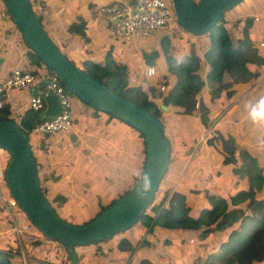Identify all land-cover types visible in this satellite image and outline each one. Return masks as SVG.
<instances>
[{
  "label": "crops",
  "instance_id": "crops-1",
  "mask_svg": "<svg viewBox=\"0 0 264 264\" xmlns=\"http://www.w3.org/2000/svg\"><path fill=\"white\" fill-rule=\"evenodd\" d=\"M48 1L51 2V0ZM107 1L108 0H52V25H55L52 30L47 28L46 24H44L46 17L43 12L39 11L38 13L41 15V22L50 38L57 44H59L57 39L61 40L63 45L59 46L60 50L65 52L63 50L65 47L71 54L77 55V60H79L77 62H83L86 59L94 61L93 58H95L97 62H102L107 54H109L108 50H110L111 53L113 40H132L130 38L112 37L104 18L96 13V7ZM34 7H36V5H34ZM240 15L251 18L247 30L249 33L248 42L253 40L256 42L257 49L253 47L252 52L254 57L256 59L258 58L260 62L258 63L257 59L256 63H250V59L248 56L246 57L247 49L243 47L241 54L247 58L245 64L247 69L252 70L251 75L249 76L241 72L238 74V79L232 81L231 76L226 72L223 77L222 92L217 95V97L210 98L208 96L204 97V95L201 96L205 110H207V115H213L214 111L216 112L223 107L213 118V129L230 135L233 134L232 129L237 130V126H239V129L243 132H250L252 129L250 124H246L242 127L238 123L240 121L251 123V120L248 118L249 109L252 106L258 105L259 101L264 99V0H259V2L255 3L252 7L249 5L248 9L243 8V10L240 11L234 7L224 14V19L227 22L226 27L232 34L231 46L233 47L237 45L238 38H241L242 35L239 34L238 28L235 26L234 22L230 20ZM1 16H3V13H0V83L9 76L11 68L14 65H18L21 69L30 72L32 70L34 74L33 80L24 87H10L0 91L2 103L0 114L18 123L23 113L29 110L27 105L28 95L34 87L42 82L44 76L42 71L44 69L41 64L33 62L30 58L28 63L25 62L24 51H22L21 45H19L17 41V34L13 28L14 22L6 17L1 19ZM251 16H253V18ZM245 17L242 18V23L244 25L246 24L244 22ZM80 19L84 21V40L81 41V35H79L78 32L68 29L69 23L72 21L77 22ZM89 29L94 31L93 35L88 36L87 32ZM208 46L209 42L206 38L204 50ZM204 50H202L201 55ZM82 51L84 55L80 54ZM25 53L27 54L26 51ZM248 63L250 64L248 65ZM146 66L148 65L145 64V70ZM254 67H256V69L253 72ZM144 76H147L146 72ZM201 78H204V72ZM205 86L206 89L204 91L208 88L207 84H205ZM71 101L73 104L77 103L76 100L72 98ZM195 108H198L197 113H200L201 108L197 107L195 101L188 109L184 112L182 111L183 113L181 115L187 117L191 110L195 112ZM104 121L103 119V122ZM73 124L74 121L69 130H67L68 132H70ZM115 125L116 128L112 133L105 132L104 135L101 133L91 134L85 130L82 133L84 142L80 145L79 150H77V148L75 150L77 159L73 162L72 172L69 171L66 174V191L69 190L70 182L74 180L76 188L85 196V198L82 199L85 201V204L82 206L94 205L92 210L84 215H93L98 209L97 202L113 199L120 191L130 187L134 182V176L140 169L139 164L142 154L141 150L138 149L136 145L137 134L128 135L131 129L130 127H121L119 123H115ZM125 136H127L128 139ZM261 137L264 138V133ZM242 149L248 152L245 148ZM249 154L253 156L252 154H257V152ZM138 155H140V157ZM253 157H255L258 166L264 168L261 164L262 162H258L259 157L256 158L257 156L255 155ZM185 160L186 159L182 161L180 159L172 162V164L170 162V164L168 163L169 165H167L168 170L170 168L168 179H170L171 182L176 181L173 187L179 188V191L183 193L184 196L186 190L183 188V184H180V179H182L181 177L188 167V162L186 163ZM217 175L218 174H216V179ZM233 176V179H236L238 175L233 174ZM218 183V181H214L216 186H218ZM198 184L199 183L196 185ZM82 187L85 189L81 190ZM167 187H169V185H160L161 189ZM187 195L188 194H186V196ZM0 196L5 199L7 198L1 193ZM101 196H105L104 199L101 198ZM90 201H93V203ZM241 208L243 207L241 206ZM244 213L249 214V211L245 209ZM189 214L194 215L191 213ZM239 223L240 221L238 224ZM242 224L243 223L240 224V227ZM232 225L226 230L210 229L203 237L196 239L192 235V230L190 229L187 230L183 228L181 230H175L163 228L161 226L149 227L143 224H136L129 227L127 232L121 236L128 240L125 252L115 249L116 242H113L111 245L108 244L107 246L105 243L100 244L103 252L101 251L96 261H92L89 252L90 249L93 248V245H77L76 252L78 254V260L76 264H203L209 253H223L224 256L228 254L220 248V244L226 240L231 229L238 230L236 225ZM2 228L3 229L0 230V235L3 233L9 235L7 234L10 233L8 231L9 229H4L3 225ZM15 228L16 236L10 233L8 242L0 241V249L8 253L10 260L16 262L17 260L25 261L24 258L26 255L28 256V264H33L35 261H38L37 264H62V258L65 253L63 248H56L55 242H52L53 263L46 260L44 261L47 263L42 262V258H40L41 254L37 251V248H41L43 244H38L37 247L27 245L26 243L21 244L18 240V237L20 238L21 236L19 234L20 231L17 226H15ZM135 242L136 244H134ZM189 242H195L193 249L188 246ZM21 245H23V247ZM45 245V248L50 247L47 243ZM17 249L18 252H16ZM141 260H144V262L141 263ZM209 261L218 264L225 260L224 258H209Z\"/></svg>",
  "mask_w": 264,
  "mask_h": 264
},
{
  "label": "rangeland",
  "instance_id": "rangeland-1",
  "mask_svg": "<svg viewBox=\"0 0 264 264\" xmlns=\"http://www.w3.org/2000/svg\"><path fill=\"white\" fill-rule=\"evenodd\" d=\"M31 1L34 5H36L37 12H43L46 17V20L43 19L44 24H46L47 28L52 30V28H54L55 26L52 25V0L51 2L48 0ZM257 2H259V0H238L223 13H227L234 7L239 11L243 10V8L248 9L249 5L252 7ZM3 6L0 5V12L3 13L4 17L9 18V15L7 14ZM243 17H245V15H240L239 17L232 18L230 20L231 22H234L235 26L238 28L239 34L241 35L247 32L246 30H248L249 27L248 23L245 25L242 23ZM251 17L253 18V16ZM41 24L43 26L42 22ZM13 28L17 34V41L19 42V45H21L22 51H24V58L26 60L25 62L28 63L31 56L25 53V51L27 52L28 49L27 44L21 39L22 36L20 35L19 30H17L15 23ZM87 33L88 36H90L93 35L94 31L92 29H89ZM79 35L81 34L79 33ZM162 35L168 36L167 51L171 54V56L175 57L176 60L183 54L187 55L190 53H196L198 56H202L201 52L202 50H204V44L206 42L205 33L195 34L184 29L182 33L159 30L154 35L149 37H137L132 40H113V44L111 45V53L110 50H108L109 54H107V59L111 60L112 66L116 64H122L126 69L125 81L128 86L138 85L140 90L146 92V94H148L153 100H156L159 103L160 93L163 92L166 85L169 84V81L167 79H164L163 75L166 69L165 63L162 59L163 54L160 46V39ZM83 38V35H81L80 41L84 40ZM57 42L60 44L59 45L55 42L58 48L59 46L63 45L60 39H57ZM253 47L257 49V44L254 40L249 42L248 47L245 48L247 49L246 57L248 56L251 61L250 63L257 62V59L254 57L252 52ZM63 50L65 52H63L62 50L61 51L65 54V56L69 60H71L77 67L79 66L81 67V69H86L83 62H77L79 61L77 60V55L71 54L70 51L65 47L63 48ZM153 50L157 52L155 53L156 56L152 58L150 63V65L154 67V73L150 76H144L145 63L143 54L146 53V56H148ZM80 54L84 55V52L82 51L80 52ZM93 59L97 62L95 58ZM250 63H248V65ZM206 69L207 62L202 60L199 67L197 68V72H199V75L202 76L203 72L205 73ZM255 69L256 67L253 68V72L255 71ZM221 87H223V84ZM151 88H153V90H151ZM205 89L206 86L204 85L200 95H204V97H207L209 95H207V90L204 91ZM135 95L137 96V94ZM71 97L76 98L75 96ZM74 106V112L77 111L79 115L77 122H74L70 132H57L50 136H40L37 134L33 135L28 133L26 136L28 137V144L35 161L36 173L42 193L48 199L50 205H53V207L57 210L58 215L64 216L67 219L69 218V216H67L69 214L79 215V217L73 216L74 218H77V220L72 221L76 222L80 221L83 218H80V216L90 212L94 207L93 204L87 205L86 207L82 206L85 204V201L82 200L85 198V196L80 193L78 188H76L74 180L70 182L69 190L66 191V174L69 171L72 172L73 162L77 159L75 150L76 148L77 150H79L80 145L84 142V136L82 135V133L85 131V129H87L86 126L88 125L89 128H91V125L94 126V128L91 130L99 132L102 135H104L105 132L112 133V131L116 128L115 123H119V126L121 127H130L131 129L129 130L128 135L137 134V131L125 122L117 119H110L104 124L103 119L105 120L106 115L102 113L93 114L91 112L92 108L85 103L77 102L74 104ZM222 108L216 112L214 111L213 115L208 114L206 116L208 120V125L206 126L202 125L199 121V113H197L198 108H195V112H192L191 110L189 116L186 115L187 117H183L181 115L183 113L181 110L182 108L172 106L167 107L166 109H160V112L157 116L163 126V135L170 141V144L172 145L173 151L170 153L171 157H174V155L177 156L179 153L186 155V158L184 159H186V163L188 162V167L183 173L181 177L182 179H180V184H183V188H185L186 194H188L187 196L185 194V203L189 206V213L194 214L192 215L193 217L197 216L199 210L203 206H206L208 208L211 207L210 201H208V199L206 198L207 194H213L216 197L225 194L226 197H228L230 195V189L236 190V188L238 187L240 189H245V187H247L246 181L244 179H238V181L233 180L232 182H230V180L234 178L233 174H231L233 166L239 164L241 161L240 153L241 150H244L242 148H245L249 153L257 152V154L252 155L257 156L256 158L259 157L258 162H262L261 164L264 166V138L261 137V135L264 133V123L254 124L252 121H250L251 123L240 121L238 124H240L242 127L246 124H250V126H252V129L249 133L241 131L239 129V126H237V130L232 129L233 134L231 135L224 132L221 133L220 131L213 129V118L220 112V110H222ZM80 125H82L84 129H81ZM70 134H72V138H70ZM221 135L223 138L221 137ZM125 137L128 139L127 136ZM139 141L140 139H137L136 145L137 148L141 150L142 144ZM223 145H231L233 147V150L235 152H233L235 154V162L223 161V157L225 155ZM3 154L6 153L2 152V149H0V157H2ZM141 154H143L142 151ZM138 156L140 157V155ZM260 168L262 169V167ZM169 170L167 168V171H165L161 179V184L166 186L169 185V189H171L176 181L171 182L170 179H168ZM216 174H218L217 179ZM214 181H218L220 184L218 183V186H216V184H214ZM197 183L199 184L196 185ZM226 185L228 186L226 187ZM96 188L100 189L99 187ZM84 189V187L81 188V190ZM162 191L163 189L160 188L157 193L156 200H159L161 198ZM56 192H60L61 194L66 196L67 199L64 201H53L52 197ZM258 192V196H264V184L262 190H259ZM0 193L8 198H6V200L5 198L0 196V207L3 208L2 211L0 209V230L3 229V225L4 229H9L8 231L12 235L16 236L15 226H17L20 231L19 234L21 235L20 238L18 237V240L21 244L26 243L27 245L37 247L38 244L42 243L44 247L41 246V248H45V244L47 243L48 246H50L52 242L47 240L42 232L32 225L25 213L19 208L16 203L13 202V199L8 193L3 178L0 180ZM104 197L105 196H101V198L103 199ZM106 201L107 200L101 202L105 203ZM90 202L93 203V201ZM245 202L246 200L241 201L237 206L240 208L242 206L245 210ZM256 217L258 219H262L263 222V217L260 214H257ZM239 220L240 218L233 224L236 225V228H238V230L247 229V231H249L250 229L257 228V231L261 232L263 228L262 223L257 226L256 222H254V220L250 218H242L244 227L241 228L240 224L242 222L240 221L241 223L238 224ZM184 229L188 230L190 228ZM127 230L128 229H125L113 234L109 239L100 242V244L105 243L106 246L108 244H113V242H116L117 238L125 234ZM10 233H7L9 235H6L4 233L1 234L2 236L0 235V241L8 242ZM192 235L194 236V238H196V233L194 230H192ZM136 242L134 244H136ZM21 246L23 247V245ZM76 246L77 245H75V248ZM188 246L193 249L195 246V242H189ZM16 252H18V249ZM39 253L41 254L40 258H42V262H45L43 260L44 255L43 252L41 253V249H39ZM27 257L28 256L25 255V261L17 260V263L28 264ZM35 263L37 264L38 261H35L33 264ZM254 264H264V259Z\"/></svg>",
  "mask_w": 264,
  "mask_h": 264
},
{
  "label": "trees",
  "instance_id": "trees-1",
  "mask_svg": "<svg viewBox=\"0 0 264 264\" xmlns=\"http://www.w3.org/2000/svg\"><path fill=\"white\" fill-rule=\"evenodd\" d=\"M28 3L31 7L32 12L35 14L36 18L41 23V15L37 12L36 7H34L31 0H28ZM0 5L3 6L2 0H0ZM250 19L251 18L249 17H245L244 22L247 24L249 23ZM226 26H227V22L224 19L223 13H221L217 18L216 22L205 33L206 38L209 42V46L203 51L202 56H198L196 53H190L187 55L183 54L176 60V58L171 56V54L167 51L168 36L162 35L160 39V46L163 54L162 59L165 63V69H166L163 75H164V79H167L169 81V84L166 85L165 90L160 93V97H159L160 103L164 104L167 107H172V106L181 107L182 111L184 112L186 109H188L191 106V104L193 105L196 101L197 107L201 108V111L199 113V121L204 126L208 125V120L206 118L207 110H205V106L203 104L202 97L200 95L204 85L207 84L208 86L207 89V95H209L208 97L215 98L217 97V95H219L222 92L221 85L223 82L224 74L226 72L229 73L232 81H236L238 79V74H240L241 72L249 76L252 73V70L247 69L246 67L245 62L247 58L241 54L242 48L243 47L246 48L249 45L248 31L246 30L247 32L243 33L241 38H238L237 45L233 47L231 46L232 34L227 30ZM83 28H84V21H82L81 19L78 20L77 22L72 21L71 23L68 24V29L70 31L74 30L76 32H79L81 35H84ZM27 47H28L27 54L31 56L30 60H32L35 63H40L43 66V69L45 70L46 73H51L52 70L46 67L43 63H41L38 56L31 48H29L28 44ZM155 53H157L155 50H153L148 56H146V53H144L143 54L144 63L149 65L151 63L152 58L156 56ZM202 60L207 62V69L204 73V78H201L199 72H197V68L199 67ZM259 62L260 61L258 59V63ZM83 64L85 65V68L87 70L84 68H82V70L87 74H89L91 77L102 82L117 94L134 101L135 103L142 106L146 111H148L155 117L158 116L160 112V107H159L160 103L153 100L148 94H146V92L140 90L138 85H129V86L127 85L125 81L126 69L122 64L115 63L116 65L112 66V62L111 60L107 59V56L104 58L102 62H95L93 60L86 59L83 61ZM79 68L81 69V67ZM31 72L33 71L31 70ZM151 90H153V88H151ZM135 94H137V96ZM71 96L74 97V95L72 94ZM72 99L76 100V102L78 103H84L79 99L78 100L76 98H72ZM91 108H92L91 112L93 114L102 113L106 115L104 123H106L110 119H117L128 124L126 121L117 118L113 114L106 113L94 107ZM74 109L75 106L72 103L71 110L73 111V121L77 122L79 113L77 111L74 112ZM41 118H43L42 112H37L29 108L28 111L23 113L18 123L14 121L12 122L16 124V126L21 130L22 133L27 135L32 121L34 119H41ZM0 119L9 120L8 117L2 114H0ZM86 127L87 129L85 130H87L91 134L99 133L91 130L94 128V126L92 125L91 128H89L88 125ZM80 128L84 129L82 125H80ZM162 130H163V126H162ZM136 131H137V139H140L139 142L142 144L141 151L143 154L139 164L140 169L137 172V174L134 176L135 177L134 181L139 175L144 159V141L141 133L138 130ZM40 136H45V135H40ZM168 144H169L168 163L180 159L184 160V158H186V155L182 153H179L177 156L174 155V157H171L170 153L173 151V149L169 140H168ZM223 150L225 151L223 161L235 162L233 147L231 145H223ZM5 153L6 154H3L2 156L3 163H5L8 160L7 151H5ZM240 155H241L240 163L233 166L232 168V174L238 176L236 177V179H231L230 182H232L233 180L238 181V179L239 180L244 179L247 184V187H245V189L242 188L240 189L239 187L236 188V190L230 189L231 191H230V195L228 196V199L225 194H224L225 196L221 195L217 197L213 194H207L206 198L208 199V201H210L211 207L208 208L206 206H203L199 210L197 216L193 217L188 213L189 206L185 203V196L183 193L179 191V188L176 187H172L171 189H169V187L163 188L161 198L159 200H156L157 193L160 189L161 179L163 177L162 176L160 178V181L157 185V188L153 194L151 201L147 204V206L144 208V210L139 215V217L137 218V220L134 222L133 225L143 224L149 227L161 226L163 228H171L175 230L190 228L195 231L196 239H199V237H203L205 233L210 229L226 230L239 218H240L239 221L241 222H242V218H250L253 219L254 222H256L257 226H259L262 223L263 228L261 232L257 231V228L250 229L249 231H247V229H245L246 231L243 229L241 230L231 229L228 233L226 240L224 242H221L220 244V248L226 251L228 254L224 256L223 253L222 254L209 253L206 256L205 263L203 264H214L209 261V258H218V259L224 258L225 261L218 264H253L262 261L264 259V196L262 195L258 196L259 193L258 191L262 190L264 184L263 183L264 168L261 169L258 166L255 157L250 156V154L245 150L241 151ZM31 158L35 165V161L32 154H31ZM227 186L228 185H226V187ZM128 188L123 189L117 194L115 198L110 199L105 203L97 202L98 209L95 211L93 215H85V217L84 215H82L80 216V218L81 217L83 218L80 221H76V222L72 221V220H77V218H74L73 216L79 217V215L69 214L67 215L69 216V218L67 219L64 216L58 215L57 210L53 207V205L50 206L60 219L72 224H83L91 220L93 216L97 214L100 210H102L105 206L109 205L116 198H118L123 193H125L128 190ZM244 200H246L244 205L246 206V209L250 212V214H245L243 208L237 206L239 202ZM0 209L2 211L3 208L0 207ZM257 214H260L263 217V222L262 219H258L256 217ZM242 227H244V224L241 225V228ZM46 239L49 240L50 242H55L56 248L61 247L64 249L62 244H60L56 240L51 239L49 237H46ZM102 241L104 240L94 241L84 244V246L93 245V248L90 249L89 252L90 257H92L91 259L92 261H96L98 259V255L102 251V247L100 246V242ZM127 242L128 240H126L124 237L117 238L115 249L121 252H125L127 249ZM39 249L41 248H37L38 252ZM72 249L75 254L74 264H76L78 260V256H77L78 254L76 252L75 246H73ZM41 252H43L44 255L43 260H46L48 262L53 261L52 244H50L49 248L41 249ZM68 260H69V254L65 250V253L62 258V264H67ZM142 262H144V260H141V263ZM0 264H18V263L16 261L10 260L8 253L0 249Z\"/></svg>",
  "mask_w": 264,
  "mask_h": 264
},
{
  "label": "water",
  "instance_id": "water-1",
  "mask_svg": "<svg viewBox=\"0 0 264 264\" xmlns=\"http://www.w3.org/2000/svg\"><path fill=\"white\" fill-rule=\"evenodd\" d=\"M237 1L172 0L175 22L186 31L206 33L219 15ZM128 2L133 3L134 0ZM2 3L24 41L72 95L91 107L126 121L141 133L144 141L143 165L128 190L88 222L72 224L55 214L42 193L26 135L11 120L0 119V148L8 153L3 179L10 197L35 228L44 236L62 244L69 254L67 264H74L73 246L107 240L134 224L151 201L160 178L166 171L169 160L168 140L163 135L162 123L157 117L134 101L117 94L69 60L46 33L32 12L28 0H2ZM43 99L44 116L54 115L60 110L53 92L45 93ZM159 107L167 108L162 103ZM145 172L152 177V188L144 200L137 201L135 197L143 190L142 177ZM52 200L64 201L66 196L56 192Z\"/></svg>",
  "mask_w": 264,
  "mask_h": 264
},
{
  "label": "built area",
  "instance_id": "built-area-1",
  "mask_svg": "<svg viewBox=\"0 0 264 264\" xmlns=\"http://www.w3.org/2000/svg\"><path fill=\"white\" fill-rule=\"evenodd\" d=\"M96 13L104 18L112 37L143 38L152 36L159 30L183 32V28L175 22L172 0H134L133 3L127 0H108L96 7ZM145 72L147 76L152 75L154 67L146 66ZM42 73L43 80L30 91L27 105L30 109L43 113L44 94L53 92L60 110L54 115H43L41 119H34L28 133L50 136L57 132L67 131L71 127L73 122L72 97L53 71L46 73L43 70ZM33 77L32 72L14 65L9 76L0 83V91L10 87H24L33 80ZM1 104L0 98V107ZM2 152L5 150L2 149ZM6 163H3L0 157V179L4 178Z\"/></svg>",
  "mask_w": 264,
  "mask_h": 264
},
{
  "label": "clouds",
  "instance_id": "clouds-1",
  "mask_svg": "<svg viewBox=\"0 0 264 264\" xmlns=\"http://www.w3.org/2000/svg\"><path fill=\"white\" fill-rule=\"evenodd\" d=\"M248 118L254 123H264V99H261L258 105L252 106L248 111ZM143 190L141 193H137V201H142L146 198V194L151 191L153 180L150 174L145 172L142 177Z\"/></svg>",
  "mask_w": 264,
  "mask_h": 264
}]
</instances>
